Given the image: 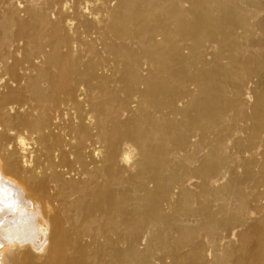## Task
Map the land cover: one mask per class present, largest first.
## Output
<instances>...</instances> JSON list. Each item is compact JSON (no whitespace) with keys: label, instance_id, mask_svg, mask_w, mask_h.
Returning a JSON list of instances; mask_svg holds the SVG:
<instances>
[{"label":"bare ground","instance_id":"obj_1","mask_svg":"<svg viewBox=\"0 0 264 264\" xmlns=\"http://www.w3.org/2000/svg\"><path fill=\"white\" fill-rule=\"evenodd\" d=\"M98 1L0 0V264H146V227L176 238L161 190L188 209L224 190L221 144L197 122L216 115L222 128L228 83L250 93L251 111L264 93V0ZM169 50L198 71L196 87L158 72ZM120 95L141 111L112 135ZM190 227L211 264H264V233L250 256L233 236Z\"/></svg>","mask_w":264,"mask_h":264},{"label":"rangeland","instance_id":"obj_2","mask_svg":"<svg viewBox=\"0 0 264 264\" xmlns=\"http://www.w3.org/2000/svg\"><path fill=\"white\" fill-rule=\"evenodd\" d=\"M96 1L98 0H94V9L96 8L95 4H97L98 7L103 3L102 1H98L99 3ZM81 9H83V6L77 9L76 4L73 5L74 11L72 15L76 18L75 14L79 13ZM11 28L13 29L12 32L15 34L17 27L12 26ZM162 47L163 46L159 45L155 50L160 52ZM175 52L176 51L169 50L168 55H170L167 57L164 56L165 58L163 57V59H161V62H163L161 63V68L159 65L157 66L159 69L154 67V70L157 69L158 72L164 73H162L164 77H169L168 74L165 73L166 69L164 71V67L168 66V72L175 70L176 76H174V79L176 81L182 80L185 81L186 84L190 82V85L196 87L199 82L198 71L196 69L185 71L183 67L181 68L179 61H172L171 58L172 55L176 54ZM190 72L192 73V78L196 82H193L191 77H189ZM220 72L221 70L218 69L217 73L219 74ZM228 86L232 98L229 101L228 99L222 100L218 104L221 108L220 113L227 119V123L225 122L222 128L219 127L220 129H218L217 124L215 125V123H213L214 119L218 118L216 115H211L213 118H202L203 120L197 122V126L201 128L206 135H211L212 139L221 144H219L220 146L217 145V147H220L218 149H221L219 158L223 160L224 163H222L224 166L228 165L227 168L224 167V173L213 180L216 186L224 189L221 195H219L220 199L211 200L208 198L209 196L205 195L206 197L204 196V198L199 196L196 201L192 202L188 209L187 206L178 205L176 199L171 196V193L161 190L158 205L164 211V221L173 226L174 232L172 234L176 238H169V245L162 244L155 240L158 229L146 227V229L149 230L147 240H152V245L149 250L140 247L141 251H143L142 254L145 256L150 253L148 257L149 260H147L146 264H211L209 258H205L206 248L201 246L202 237L200 234L193 232L195 228L192 229L190 227L192 225L195 227V224L202 225L211 232H216L219 235L233 236V238H235L234 244L239 246L242 252L243 250H249V255L255 256L253 241L259 238L261 233H264V93L261 91L258 96L256 111H251L250 93L243 87L234 84V82L228 83ZM182 91L185 90H179V92ZM189 94L190 93H188V95ZM196 94L197 91L194 96ZM197 96L200 95H196L195 97ZM115 100V102L122 107H119L120 115L117 119L112 125L109 124L108 129L112 132V135H117L120 132L122 125L125 123L126 116H131L135 112L138 113L137 111H141L140 106L136 108L134 106L131 107L136 102L130 101L129 96L120 95L115 97ZM120 100L122 103H120ZM123 101L125 103H123ZM228 103L233 105L229 106ZM213 107L212 105L211 109ZM193 108L194 106L192 105L182 107L181 116H185L186 118L190 117L195 111ZM228 120L231 123H229L230 125L228 124ZM230 127L233 131L231 129L230 131L228 130ZM235 128L237 129L235 130ZM215 129H218V131ZM224 130L227 131V133H225ZM231 131L234 133L233 137ZM214 132L215 134H212ZM217 133L220 134L217 136ZM229 134H231L230 136L232 138ZM221 135H224L223 137L225 138ZM221 137L223 139H221ZM227 146L230 147L227 148ZM225 149H227L228 152L225 151ZM206 153V149L201 151L202 158H208V156L205 155ZM226 159L229 163L231 160L228 159H232V161L238 159V162H235V165H229L226 163ZM126 171L127 172H124V174L129 177V171ZM162 196L169 199L168 202L162 200ZM213 236L214 235L210 236L209 239ZM259 239L262 241V244H264V238ZM169 246L170 248H168ZM262 257L264 259V251ZM229 262L225 264H230ZM124 264L132 263L130 261H124Z\"/></svg>","mask_w":264,"mask_h":264}]
</instances>
